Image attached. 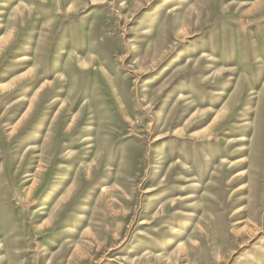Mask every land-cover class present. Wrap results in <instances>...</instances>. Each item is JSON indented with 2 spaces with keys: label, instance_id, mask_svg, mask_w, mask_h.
<instances>
[{
  "label": "rangeland",
  "instance_id": "rangeland-1",
  "mask_svg": "<svg viewBox=\"0 0 264 264\" xmlns=\"http://www.w3.org/2000/svg\"><path fill=\"white\" fill-rule=\"evenodd\" d=\"M0 264H264V0H0Z\"/></svg>",
  "mask_w": 264,
  "mask_h": 264
}]
</instances>
